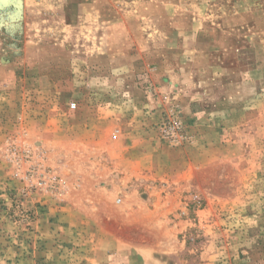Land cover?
Masks as SVG:
<instances>
[{
    "label": "rangeland",
    "instance_id": "374dc122",
    "mask_svg": "<svg viewBox=\"0 0 264 264\" xmlns=\"http://www.w3.org/2000/svg\"><path fill=\"white\" fill-rule=\"evenodd\" d=\"M21 1L0 0V264H68L96 222L150 264H264V0Z\"/></svg>",
    "mask_w": 264,
    "mask_h": 264
},
{
    "label": "crops",
    "instance_id": "0c3cea01",
    "mask_svg": "<svg viewBox=\"0 0 264 264\" xmlns=\"http://www.w3.org/2000/svg\"><path fill=\"white\" fill-rule=\"evenodd\" d=\"M104 228L106 227H103L96 222L94 224L95 234L93 235L95 237L88 239L85 243H81L90 247V251L81 256L65 259V262L68 264H128L130 260V257L128 256H132L133 254L137 255L140 252V264H150L152 259L149 257L145 249L140 248L141 246L136 243L129 242L105 232ZM99 247L105 248V250L111 249V251H115V254H94L93 251ZM127 252L133 254L128 255Z\"/></svg>",
    "mask_w": 264,
    "mask_h": 264
},
{
    "label": "bare ground",
    "instance_id": "6f19581e",
    "mask_svg": "<svg viewBox=\"0 0 264 264\" xmlns=\"http://www.w3.org/2000/svg\"><path fill=\"white\" fill-rule=\"evenodd\" d=\"M1 1H3V2H8L9 0H1ZM21 3V2H20Z\"/></svg>",
    "mask_w": 264,
    "mask_h": 264
},
{
    "label": "water",
    "instance_id": "95a60500",
    "mask_svg": "<svg viewBox=\"0 0 264 264\" xmlns=\"http://www.w3.org/2000/svg\"><path fill=\"white\" fill-rule=\"evenodd\" d=\"M19 2H21V5H22V1H21V0H19Z\"/></svg>",
    "mask_w": 264,
    "mask_h": 264
}]
</instances>
